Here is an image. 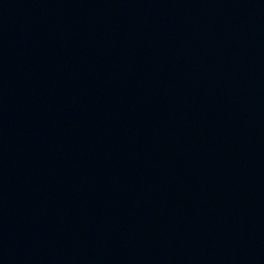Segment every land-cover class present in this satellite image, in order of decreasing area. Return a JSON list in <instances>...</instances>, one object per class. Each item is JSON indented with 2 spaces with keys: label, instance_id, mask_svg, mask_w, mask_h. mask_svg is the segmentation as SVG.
Listing matches in <instances>:
<instances>
[{
  "label": "water",
  "instance_id": "95a60500",
  "mask_svg": "<svg viewBox=\"0 0 264 264\" xmlns=\"http://www.w3.org/2000/svg\"><path fill=\"white\" fill-rule=\"evenodd\" d=\"M0 264H264V0H0Z\"/></svg>",
  "mask_w": 264,
  "mask_h": 264
}]
</instances>
